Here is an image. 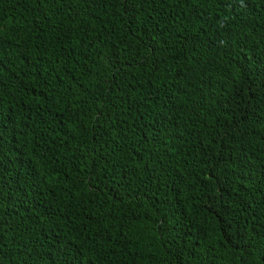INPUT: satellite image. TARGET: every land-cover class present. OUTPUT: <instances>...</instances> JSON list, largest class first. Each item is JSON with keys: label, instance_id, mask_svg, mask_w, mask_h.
<instances>
[{"label": "trees", "instance_id": "obj_1", "mask_svg": "<svg viewBox=\"0 0 264 264\" xmlns=\"http://www.w3.org/2000/svg\"><path fill=\"white\" fill-rule=\"evenodd\" d=\"M0 264H264V0H0Z\"/></svg>", "mask_w": 264, "mask_h": 264}]
</instances>
